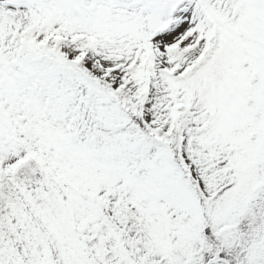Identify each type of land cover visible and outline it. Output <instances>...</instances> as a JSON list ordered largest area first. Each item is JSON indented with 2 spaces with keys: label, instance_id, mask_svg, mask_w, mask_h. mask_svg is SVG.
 <instances>
[{
  "label": "snow or ice",
  "instance_id": "6c2138e0",
  "mask_svg": "<svg viewBox=\"0 0 264 264\" xmlns=\"http://www.w3.org/2000/svg\"><path fill=\"white\" fill-rule=\"evenodd\" d=\"M0 264H264V0H0Z\"/></svg>",
  "mask_w": 264,
  "mask_h": 264
}]
</instances>
